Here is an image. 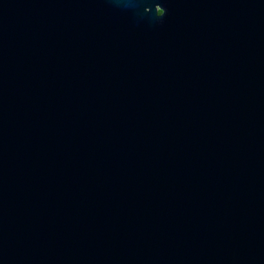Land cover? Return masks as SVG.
Instances as JSON below:
<instances>
[{
    "label": "water",
    "instance_id": "1",
    "mask_svg": "<svg viewBox=\"0 0 264 264\" xmlns=\"http://www.w3.org/2000/svg\"><path fill=\"white\" fill-rule=\"evenodd\" d=\"M0 0V264H264V0Z\"/></svg>",
    "mask_w": 264,
    "mask_h": 264
},
{
    "label": "flooded vegetation",
    "instance_id": "2",
    "mask_svg": "<svg viewBox=\"0 0 264 264\" xmlns=\"http://www.w3.org/2000/svg\"><path fill=\"white\" fill-rule=\"evenodd\" d=\"M159 6H162V11H166L168 9V5L165 3V0H159Z\"/></svg>",
    "mask_w": 264,
    "mask_h": 264
}]
</instances>
